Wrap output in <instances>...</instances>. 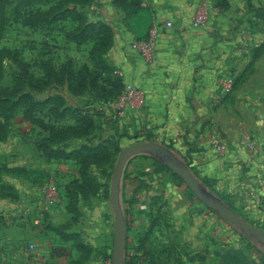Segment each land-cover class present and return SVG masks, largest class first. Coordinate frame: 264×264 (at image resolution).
Here are the masks:
<instances>
[{"label": "rangeland", "instance_id": "rangeland-1", "mask_svg": "<svg viewBox=\"0 0 264 264\" xmlns=\"http://www.w3.org/2000/svg\"><path fill=\"white\" fill-rule=\"evenodd\" d=\"M58 1H62L64 6L76 7L84 14L86 21L102 22L112 29V41L104 57L113 67L110 56L113 55L111 50L115 34L123 32L124 38L130 35L137 39L149 34L145 9L131 18H125V12L112 0H86L83 3L66 0H6L0 13V48H7L9 54L14 52L21 62L27 64L26 71L33 75V82L45 77L40 62H47L56 69L65 64L74 70L83 64L91 66L88 55L93 41L75 44L64 37V32L72 29L75 21L58 18L36 26L29 23L33 17L26 13L28 8L51 11L52 16ZM210 1L223 7L227 0ZM239 2L243 11L240 12L243 15V28L237 32L239 41L235 51L227 55L226 78L231 79L230 87L221 93L227 100L226 130L219 124L214 127L213 123L202 126L205 129L203 136L215 149L225 141L228 144L235 142L247 145L248 141L255 143L257 136H264V0ZM244 29L250 30L249 39L241 37ZM114 69L122 78L124 87L126 82L123 74ZM19 70L20 67L8 57L2 59L0 98L15 88V77L17 73L22 74ZM26 91L38 100L59 94L68 106L83 108L94 120L95 126L89 134L68 138L52 145L53 148L69 151L81 144L95 145L104 141L110 145L112 157L108 163H92L88 166L89 176L100 185L99 190L80 193L77 212L73 214L67 210L66 187L79 175L77 163L46 155L41 146L47 131L24 119L22 109L0 108V120L5 122L6 129L5 136L0 140V161L8 167H23L27 171L26 174H1V179L14 188L17 197L0 196V264H85L91 257H99L103 264H110L108 256H111L113 246V213L108 195L110 176L119 151L111 144L114 145L119 139L125 107L133 98L131 100L124 96L122 88L120 95L105 101L94 90L73 93L65 82H50L40 89L26 87ZM50 122L57 126L74 123L69 116ZM127 139H120L119 149L129 143ZM141 163L143 169L134 170L131 174L140 180L138 192L146 194L145 204L142 201L139 208L133 209L139 220L132 222L126 229L130 252L135 251L134 264H224L222 255L230 242L227 238V222L199 201L185 184L177 189L169 188V175L159 170L152 159L144 158ZM196 164L191 163L196 171L193 173L206 189L264 234V228L261 227L264 220L258 219L256 222L251 214L256 207L264 206L262 195H245L242 191L245 186L241 185H237L232 192L214 186L213 181L209 187L202 181L203 175ZM262 169L255 173L260 177L259 182L264 179V163ZM126 178L122 179L121 189L123 211L126 200L132 196L130 186L126 184L129 177ZM48 180L55 184L58 200L47 210H41L40 192ZM246 199L249 204H246ZM185 206L191 207L188 213H200L195 219L198 221L196 226L188 228L187 222L183 221L181 215ZM188 223L190 225V221ZM213 231L217 234H213ZM69 233H72L73 238L64 239ZM183 233L200 237L203 239L201 245L210 246L209 250L184 248L189 238L183 237ZM242 235L249 242L248 245L243 241L241 243L245 256L253 264H264V245ZM29 243L35 245L33 253L26 251ZM79 243L90 252L79 249Z\"/></svg>", "mask_w": 264, "mask_h": 264}, {"label": "crops", "instance_id": "crops-1", "mask_svg": "<svg viewBox=\"0 0 264 264\" xmlns=\"http://www.w3.org/2000/svg\"><path fill=\"white\" fill-rule=\"evenodd\" d=\"M197 1L143 0L148 28L152 24L157 26L156 46L151 62L145 61L131 46L132 42L142 40L147 35L137 39L130 35L124 38L123 32L115 34L111 50L114 56H110V59L123 74L125 82L141 91L126 105L121 131L137 133L141 140L170 144L182 153H187L192 162L197 163L199 173L203 177L213 178L214 186L221 187V190L232 192L237 185H241L245 186L242 189L245 195L253 193L264 198V179L259 182L260 177L255 174L263 170L264 136H257L255 143L250 140L247 145L235 142L228 144L225 141L215 149L202 134L205 131L202 126L213 123V127L216 124L224 127L227 124V100L226 96L221 95L225 92H222L218 81L227 77V55L235 51L239 41L237 32L243 28L240 2L227 0L223 7H219L208 0L207 20L202 25L194 26L190 14L191 6ZM166 21L171 22L170 27L165 26ZM127 140V145L134 142L133 138ZM220 146L222 148L218 149ZM247 146L251 149L248 150ZM138 161L133 160L132 164ZM134 175L130 174L128 180ZM135 182L134 179L127 183L130 193ZM167 184L171 189L180 186L172 181ZM137 197L138 202L133 204L135 210L141 206L142 201L145 204L146 194L140 191ZM246 200V204H249ZM190 208L183 207L181 215L188 228L198 224L195 219L200 215L199 212L188 213ZM251 214L256 222L258 219L263 221L264 206L256 207ZM132 219L133 222L139 220L135 213ZM263 224L261 227L264 228ZM213 234L217 233L213 231ZM184 236L189 238L184 248L209 250L210 246L201 245L203 239L200 237L183 233ZM227 238L230 241L227 250L242 248V233L228 223ZM131 253L135 254V251L131 250ZM85 264L103 262L99 257H91Z\"/></svg>", "mask_w": 264, "mask_h": 264}, {"label": "trees", "instance_id": "trees-1", "mask_svg": "<svg viewBox=\"0 0 264 264\" xmlns=\"http://www.w3.org/2000/svg\"><path fill=\"white\" fill-rule=\"evenodd\" d=\"M5 1L6 0H0V13L3 11ZM66 1L83 3L86 0ZM112 2L122 8L125 12V18H131L144 9L142 6L143 0H112ZM20 3L22 4L21 1ZM54 8L55 11L52 16L51 11H44L39 8H28L26 13H29V17H33L30 21L28 20L29 23L36 26L37 24L55 21L58 18H69L75 21L76 24L74 27L64 32V37L67 41L75 44L93 41L88 55L91 66L83 64L74 70L71 66L65 64L61 68L56 69L51 65H48L47 62H40L45 77L38 78L35 82H33V75L26 71L27 64L21 62L14 52L9 54L10 52L7 48L1 47L0 72H2V59L8 57L20 67L19 72L22 74L17 73L15 77L17 84L15 88L11 92L3 94V97L0 98V108L22 109L24 119L37 124L41 129L47 131V136L43 139L44 144L41 146L46 155L59 160H71L77 163L79 175L71 180L66 187V194L68 197L67 210L75 214L77 212V203L80 193L95 192L97 189L99 190L100 185L93 182L89 176L88 166L92 163H108L112 157V150L110 145H107L104 141L95 145L81 144L69 151L53 148L52 145L58 144L68 138L82 137L89 134L95 126L94 120L83 110V108L68 106L63 97L59 94L38 100L35 99L30 92L26 91V87L33 86L40 89L42 86L50 82H65L67 88L73 93H80L85 89H90L96 91L99 97L105 99L106 101L120 95L123 88V81L122 78L115 73L114 67L108 63L104 57L105 51L109 48L112 41V29L102 22L92 23L86 21L84 14L77 10L76 7L64 6L62 5V1H58ZM147 37L148 35L144 39ZM10 94H12L11 97L15 96V98L12 99ZM66 116L73 119L74 123L57 126L54 122H50V120L56 122L60 118H64ZM44 118H46V120ZM4 123V121L2 122L0 120V140L3 139L6 134ZM122 137L133 138L134 141L141 140V138H138L139 135L137 133L128 134L127 132L122 131L119 133V139L117 142H115L114 145L111 144V147L119 150V141ZM165 145L174 150L187 164H189V167L193 170V172L196 173L191 165V157L187 153H182L173 145ZM144 158L152 159L158 166L159 170H164L170 177L169 181H172L177 185H184V182L179 176L174 174L160 161H157L147 155H138L130 160L124 170L123 180L127 179L126 177H129L134 170L140 171L143 169L141 160ZM136 159L139 161L132 164V161ZM4 172L10 174H26L27 171L23 167H8L0 161V196L16 198L17 194L14 188L8 182L1 179V174ZM134 179L136 182L133 184L134 188L130 193L132 196L129 200H126L127 204L124 206V215L127 222L126 229H128L133 222V204L138 200L137 194L138 187L140 186V180L134 175L130 181L128 180V182H126L127 184L132 182ZM202 181L210 187L214 182V179L203 177ZM63 238H73L72 233L66 234ZM243 242L246 245L249 244L247 239ZM77 247L86 252H90L80 243L77 244ZM134 257L135 254L130 252L129 239L127 238L125 264H134ZM110 258L111 256L109 255L108 259L110 260ZM222 258L224 264H253L247 256H245L240 247L225 250Z\"/></svg>", "mask_w": 264, "mask_h": 264}, {"label": "water", "instance_id": "water-1", "mask_svg": "<svg viewBox=\"0 0 264 264\" xmlns=\"http://www.w3.org/2000/svg\"><path fill=\"white\" fill-rule=\"evenodd\" d=\"M138 155H147L160 161L179 176L194 196L206 207L213 209L223 220L238 229L250 241L260 242L264 245V234L220 198L208 191L188 164L171 149L157 141L137 140L119 149L110 176L108 203L113 213V246L110 264H125L127 222L121 203L122 179L127 164Z\"/></svg>", "mask_w": 264, "mask_h": 264}, {"label": "built area", "instance_id": "built-area-1", "mask_svg": "<svg viewBox=\"0 0 264 264\" xmlns=\"http://www.w3.org/2000/svg\"><path fill=\"white\" fill-rule=\"evenodd\" d=\"M209 8V2L208 0H199L196 2L194 6H191V14H190V21L191 24L194 26L202 25L207 20L208 15V9ZM165 26L170 27L171 22L166 21ZM156 36H157V26L155 24H152L149 30L148 37L146 39L140 40V41H134L131 43L132 48L137 51L145 61L151 62L153 59V50L156 46ZM251 36L249 29H244L241 33V37L243 39H249ZM231 79L225 78L223 80L218 81V85L221 86L222 92L227 91V88L230 87ZM124 96H126L128 99L134 98V96H138L141 94V91L137 89L134 85L131 83H124L123 92ZM222 146L218 147V149H221ZM40 207L41 210H47L50 206L55 204L58 200V192L55 187V184L52 180H48L44 183V185L41 188L40 192ZM37 219L35 220V223H37ZM35 250V245L33 243H29L26 246V251L29 253H33Z\"/></svg>", "mask_w": 264, "mask_h": 264}]
</instances>
